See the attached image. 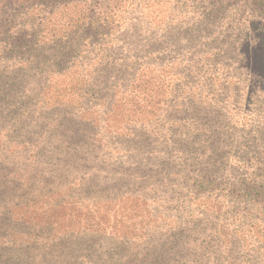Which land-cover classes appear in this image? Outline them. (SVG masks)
Returning a JSON list of instances; mask_svg holds the SVG:
<instances>
[{"label": "rangeland", "instance_id": "374dc122", "mask_svg": "<svg viewBox=\"0 0 264 264\" xmlns=\"http://www.w3.org/2000/svg\"><path fill=\"white\" fill-rule=\"evenodd\" d=\"M175 1L0 0V126L8 128L16 123L23 111L24 87L31 88L32 72L38 71L46 82L44 94L49 106L71 110V135H75L70 142L65 140L68 144L60 143L58 137L67 134L62 135V125L48 133L44 128L48 136L40 146L39 158L71 154V164L67 163L71 181L80 180L86 167L96 164L114 170H122L120 164L143 165L149 169L147 176H155L166 165V172L188 174L190 167L175 156L185 158L188 154L198 160L206 144L220 145L227 157L228 164L220 176L214 175L209 165L215 184L219 182L223 187L224 180L242 190L247 176L264 175L257 163L264 161L262 34L258 33L253 43L249 33L224 27L185 33L186 26L177 24V9L181 7V12H188L186 18H193L190 6L203 11L213 0H179L182 3L174 10ZM230 2L232 7L244 4V0ZM250 13V7H246L238 14L246 18ZM184 33L190 40L182 41ZM11 45L16 47L11 49ZM149 46L159 49L156 64L162 61L164 69L159 66L155 72L150 71L154 67L124 71L120 65L129 60L130 50L142 62L150 58L145 55ZM106 47L108 54L102 49ZM30 49L38 54L37 69L30 75L26 71L12 74V70L27 63ZM212 51L214 54L209 56ZM53 62L58 63L57 71L63 75L50 67ZM88 65L100 68L92 76ZM91 79L101 85L96 88ZM204 94L216 98L217 105L206 103ZM77 114L92 122L88 132L98 133L96 142L91 135L90 139L79 136L84 132L73 123ZM218 130L227 138H215ZM84 145H92L88 165L75 161L81 159L79 146ZM106 159L113 161L106 164ZM198 163L200 160L196 166ZM43 179L50 181L47 175ZM43 190L49 192L50 187L43 186ZM179 191L161 188L156 205L101 197L91 206L77 203L72 192L63 201L53 203L52 198L59 196L56 193L16 215L31 222L36 231L46 229L50 240L71 235L81 236L86 243L91 237L142 239L160 222L169 221L163 212L172 213L179 223L193 220L179 209L184 193ZM231 204L241 210L250 205L240 198ZM194 215L199 217L198 213ZM259 246L258 241H252L244 248L254 250L252 253L261 260ZM257 258L254 264H258Z\"/></svg>", "mask_w": 264, "mask_h": 264}, {"label": "trees", "instance_id": "16d2710c", "mask_svg": "<svg viewBox=\"0 0 264 264\" xmlns=\"http://www.w3.org/2000/svg\"><path fill=\"white\" fill-rule=\"evenodd\" d=\"M21 1L28 3L32 0ZM181 3L176 0L172 9L175 10ZM246 7H250L252 13L244 18L245 14L238 13L241 9L245 11ZM190 8L193 9V18H186L188 12H181V7L177 9L180 12L177 24L186 26L185 33L198 32L199 28L202 31L207 27L219 30L224 27L223 30L249 33L248 37L253 43L258 33L264 39V0H244L243 6L237 7H232L230 0H213L208 2L203 11L192 6ZM185 33L182 41L190 40ZM228 39L232 38H225ZM19 40L22 44L23 40ZM15 47L11 45V49ZM102 49L107 54L110 52L107 47ZM37 50L41 51L39 48ZM130 52L127 54L129 60L120 65L124 71L154 67L150 71L155 72L159 66H162L161 70L164 69L162 61L156 64L158 48L149 46L145 55L150 58L142 62L137 61L135 54ZM27 53V63L12 70V74L26 71L30 75L34 68L37 69L35 57L38 54H35V49ZM213 54L214 51L209 56ZM136 61L139 62L138 66ZM88 66L91 67L92 76L100 68L99 65ZM50 67L56 69L57 75L64 74L61 70L57 71V62H53ZM92 79L91 83L96 88L101 85ZM30 82L31 88L24 87L21 96L23 111L16 123L8 128L0 126V264H254L258 256L252 253L254 250L244 248L252 241L259 242V257L264 259V175L247 176L243 191L237 185H227L224 180L223 187L219 182L215 184L216 177L211 176L209 165L211 163L214 169L212 173L220 176L228 164L227 157L220 145L206 144L203 157L198 160L186 153L185 158L175 156L190 167L188 174L166 172L163 170L166 165L161 166L155 176H147L149 169L143 165L123 167L120 164L122 170H114L96 164L87 166L80 180L71 181V167L67 165L68 162L71 164V154L59 158H49V155L39 158V153H42L40 146L48 136L43 132L44 128H47L48 133L54 126L62 125V135L65 132L67 134L58 137L60 143H67L65 140L70 142L71 136H75L71 135V110L66 112L49 106L44 94L46 82L41 80L40 72H32ZM208 96L204 94L203 100L210 106H216L217 99ZM73 123L77 130L84 132L79 136L90 139L91 135L96 142L98 133L88 132L93 126H89L91 121L77 114ZM228 129L232 130L231 127ZM224 134L218 130L214 136L225 139L227 137ZM90 146H79L82 156L81 159H75L78 164H90L87 162ZM110 161L113 160L106 159V164H110ZM257 163L264 172V161ZM44 175L49 177V182L43 179ZM43 186H49V192H45ZM163 187L184 192L179 209L193 220L182 222L175 214L179 223L172 213L163 212V217L169 221L160 222L142 235V239L129 240L125 236L116 239L91 237L92 240L86 243L81 236L71 235V238L50 240L46 229L36 231L31 222L27 223L23 217L16 215L22 209L29 208L30 204L51 198L56 193L59 196L52 198L53 203L63 201V197L71 196L72 192L77 203L91 206L101 197L110 201L135 199L144 205H156L157 193ZM239 198L246 199L250 203L249 207L243 210L234 207L231 202ZM196 213L199 217L194 215ZM261 260L258 259L257 263L264 264Z\"/></svg>", "mask_w": 264, "mask_h": 264}]
</instances>
